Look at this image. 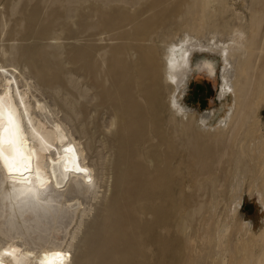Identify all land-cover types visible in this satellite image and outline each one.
<instances>
[{
  "label": "bare ground",
  "instance_id": "obj_1",
  "mask_svg": "<svg viewBox=\"0 0 264 264\" xmlns=\"http://www.w3.org/2000/svg\"><path fill=\"white\" fill-rule=\"evenodd\" d=\"M200 1L209 4L77 0L66 6L68 0H39L21 14L12 31L20 35L26 28L34 41L5 48L1 57L16 51L15 69L28 88L26 70L55 96L66 121L40 102L46 112L35 117L27 92L12 90L5 79L0 129L10 131L0 160V264H264V230L257 235L252 222L237 224L238 255L232 251L245 185L264 206V128L253 114L264 101V62L257 67L264 55L263 20L254 15L251 37L238 30L168 38L170 26ZM9 2L13 12L21 1ZM102 33L118 42L98 44ZM178 42L186 43L180 58L169 51ZM198 53L222 63L224 112L215 120L210 111L198 116L181 98ZM197 69L216 75L213 61L202 60ZM50 184L65 191L47 202L67 206L69 192L76 203L68 206H81L83 198L86 206L82 215L79 207L71 209L69 241L47 251L35 242L42 235H32L34 229L41 233L38 210L27 215L13 205L6 226L1 205L27 194L42 201L40 189ZM42 207L52 211L49 204Z\"/></svg>",
  "mask_w": 264,
  "mask_h": 264
},
{
  "label": "rangeland",
  "instance_id": "obj_2",
  "mask_svg": "<svg viewBox=\"0 0 264 264\" xmlns=\"http://www.w3.org/2000/svg\"><path fill=\"white\" fill-rule=\"evenodd\" d=\"M6 1L8 0H5V1L0 0V16H1L0 23H2L3 25L1 28L2 30H0V31H3V32H0V35H1L0 36V49H1L0 50V90L3 89V85L5 84V81H6L5 79L8 78L11 82L12 90L18 89L20 92H23V91L27 92V97H28L29 102L32 105V112L35 117L42 118V115H43L42 113L46 112V110H41L37 106L38 103L40 102L44 104L46 103L48 105V110H51L54 113L58 112L59 117L62 120L66 121L64 113L60 111L58 105L55 102V96L50 92L41 90L36 85L35 80L31 79L29 71L26 70V78L29 79V82H31L33 86L32 88H28L27 83L25 82L24 78L21 76L20 72L15 69L16 66L14 64H16L18 60L17 58L18 54H16L15 50H13V52L15 51L14 55L11 56L10 58L5 59L1 57V51L5 48L9 49L10 46H16L18 48L19 47L23 48L25 47L24 45L27 44V41H28L27 45H29L30 43H33L34 39L31 37L29 31L25 27L24 28L26 30L23 28L24 30L21 33L24 36L21 34L20 35L14 34L12 30L16 27L19 20L23 17L21 14L30 12L31 9L33 10L34 6H36L39 0H32V1L19 0V2L20 1L21 2L20 3L18 2L20 5L19 4L17 5L16 10H15L16 13L15 11H13L14 12L13 13L12 9L10 8L11 7L9 5L10 0L8 2ZM75 1L77 0H68V3H65V5L67 6V4H73L75 3ZM204 4L205 2L200 1L193 9H191L188 13H186V15L181 19V21L177 23H173L170 26L169 32L167 33L168 38L174 35L178 38H183L185 34L189 32H192L197 36H201L203 32L220 31L224 34H227V33L233 34L234 32L238 30H241V31L243 30L245 32L246 37L248 36L251 37L255 32V29L252 27V23H251L254 15L259 16L263 20L262 26L264 28V0H213V1L209 0L208 5L204 6ZM25 7L26 8L28 7V9H26ZM137 7L138 5L133 6V8H137ZM48 8L49 6L46 5L41 10L42 12H46L48 11L47 10ZM224 8L226 10H224ZM6 9H9V10H6ZM5 11H7L8 15H6ZM9 21H11V23ZM4 24L6 26H4ZM23 24L24 26H26L27 21H24ZM26 31H28L29 33V35L26 33L28 37L25 34ZM102 34H100V36L98 35L95 37L98 39L99 38L102 39V40L99 39V41L97 42L98 44L105 45V44H115L118 42V40L116 39H111V35L109 33H102ZM12 37L14 38V41ZM29 39L30 41L32 40V42H29ZM21 41L24 43H22ZM52 42L53 44H55L58 41L52 40L51 43ZM60 42H63V41H60ZM200 42L204 43L206 42V40L201 39ZM185 44H186L185 42H178L177 46L173 47V49L170 48L169 51L176 50L174 53L177 58H180L181 56L180 52L184 49ZM161 50H162V53L163 52L165 53L166 51L165 48L164 49L162 48ZM212 59H214V56L212 55L199 54V53L195 54L193 66H195L196 70L193 76H191L190 78L191 81L189 80V83L186 87L185 95L181 94V98L187 106L192 107L198 112V116L203 115L210 111L212 112V114H214V120H215V119H218L220 115L224 112L223 111L224 106L222 105V102L219 100V93H220L219 79H220V71H221L222 63L218 58L215 60H212ZM202 60H206L207 62L213 61L214 66L216 68L215 69L216 75L209 76L207 70L202 69L199 71L197 69L198 64ZM168 61L171 62V59L169 58ZM262 62H264V55H262L261 59L259 60L257 67L260 68ZM198 72H201V73H198ZM173 89H174L173 87L170 89L172 93H174L175 91ZM255 113L261 120L263 124V128H264V101L256 105V110L253 111V114ZM104 117L105 118L103 119V121L107 122L108 120L107 116H104ZM74 135L78 139V141H80L79 135L77 133H75ZM248 188H249L248 184L245 185V191L243 195V205L240 207V209L236 211V214H234V216L236 217V220H234V223L236 225L232 233V249H233L232 251L235 255H238V251L234 247V243L237 241V238H238L239 232H238L237 224H239L240 221L242 222L244 221L246 223L252 222V225H253L252 229L257 235L260 233L261 230H264V206L262 205V203L259 200V197L256 194H251L248 192ZM64 191L65 190L57 189L54 185L50 184L40 189V194L43 198L42 201L36 199L30 194H27L19 198L13 204L11 200H7L4 206L1 205V207H3V209L6 210L1 220L6 223V226H9L8 221L11 218L9 213L11 212L13 205L19 206L20 208L24 209L27 215L35 211V208H36L38 212L43 216L42 223H41V233L40 231L35 230V229H34V232H32V235H34V237L37 236V234L42 235L43 241L42 240L35 241L37 242V245L42 247V250L48 251V250H51L55 246V244L59 242L67 243L71 236L68 233L75 226V223L72 219L73 210L71 209L73 207L75 208L79 207L80 209L78 211H82L80 212V215H82L83 210L85 209V206H86L85 204L86 202L83 198L82 202L84 204H82L81 206H76V205H74L73 207L68 206V205L76 203V201L72 200V196L69 194V192H65V196L68 199L67 201L68 203H66L68 204L67 206L60 207L58 204V201H52L53 203L46 201L47 199H58L61 192H64ZM46 204H49L50 206H52V211H49V212L46 211L45 207L43 209L42 206H45ZM233 210L235 211V209ZM1 212L3 211L1 210ZM13 221L15 223L17 222V219L15 218ZM71 221H73V223ZM31 224L35 226V221H32ZM68 227L70 231L67 232V230H69ZM25 230L21 228V230L19 231L25 232ZM13 233L15 234L16 232H13ZM17 241H22V240L18 238ZM29 241L32 246H35L34 242L31 239ZM63 248L64 247H62L60 250L62 251ZM261 248H262V244L260 241H258L256 243V250L259 251L261 250Z\"/></svg>",
  "mask_w": 264,
  "mask_h": 264
},
{
  "label": "snow or ice",
  "instance_id": "obj_3",
  "mask_svg": "<svg viewBox=\"0 0 264 264\" xmlns=\"http://www.w3.org/2000/svg\"><path fill=\"white\" fill-rule=\"evenodd\" d=\"M9 124L11 125L12 124V119L11 117H9ZM5 131H10V130H4V129H0V160H3V159H6V157H4V153H3V150H2V145L4 144L5 142V138H4V132ZM9 144H12L14 143V141L12 140L11 136H9V139L7 141Z\"/></svg>",
  "mask_w": 264,
  "mask_h": 264
}]
</instances>
